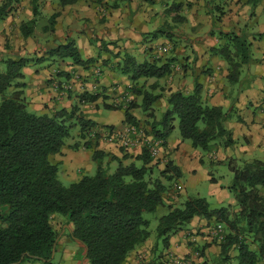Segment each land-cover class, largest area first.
<instances>
[{"label":"trees","instance_id":"16d2710c","mask_svg":"<svg viewBox=\"0 0 264 264\" xmlns=\"http://www.w3.org/2000/svg\"><path fill=\"white\" fill-rule=\"evenodd\" d=\"M21 1L1 3L0 20ZM251 1L259 4L262 0ZM58 2L65 7L77 0ZM181 7L177 5L173 9L179 11ZM33 13L38 15L36 4ZM57 17L58 13L51 16L45 31H54ZM176 19L183 20L181 16ZM36 25V19L21 23V33L26 38L32 36ZM154 33L157 37L167 36L170 42L174 37L162 30ZM263 35L259 34L260 38ZM220 37L224 42L211 53L228 64V81L245 88L241 78L245 66L255 61L253 43L245 34L233 31H221ZM50 54L63 60L70 59L77 65L86 63L72 41L52 49ZM113 56L119 59L117 68L131 82V93L135 98L127 109L108 104L105 108L123 110L124 123L138 127L139 122L132 111L142 109L153 118L150 137L161 141L162 145H166L174 131L176 119L182 139L191 141L195 148L208 154L220 145L234 144L231 132L224 125L227 112L221 106L205 104L199 84L190 93L170 90L169 108L162 120L156 119L153 105L164 96L146 90L141 82L170 77L175 71V58L139 62L125 52ZM91 62L88 60L87 64ZM31 63H38V60L29 57L8 59L4 61V71L0 72V264H56L53 249L56 253L59 233L52 224L56 214L66 218L72 227L71 238L82 246L81 259L85 258L88 264H132L129 256L144 248L152 236L151 221L144 217L145 214H154L161 207L169 209L167 214L159 217L156 228L163 249L168 248L171 237L185 230L195 218H202L216 220L224 226L221 253L235 249L240 264L264 262V161L245 162L241 167L233 160L229 161L233 179L227 189L236 198L235 206L211 210L205 198L189 199L183 207L169 205L167 190L171 189L174 177L180 176L172 162L161 172L163 180L161 176L153 175L155 165L151 167L153 159L146 149L136 158L142 163L141 167L136 164L125 166L122 159L99 149V135L86 141L88 131L98 124L85 119L77 105L50 115L29 109L24 94L26 85L22 80L24 67ZM186 68L185 64L183 69ZM58 75L69 76L64 72ZM157 85L158 82L153 89ZM78 98L80 104L94 103L100 95L89 92ZM137 98H142L140 104L136 102ZM74 127L79 128L80 141H85L69 148L79 150L83 146L92 150L97 169L95 174H82L77 182L65 186L60 180L61 164L54 163L51 157L60 155L68 147L67 139L72 136ZM106 158L118 162L114 172L104 165ZM127 158L129 155L126 154L124 159ZM172 172L173 176L167 175ZM162 254L155 255L156 261L161 260L159 264L165 263Z\"/></svg>","mask_w":264,"mask_h":264},{"label":"crops","instance_id":"0c3cea01","mask_svg":"<svg viewBox=\"0 0 264 264\" xmlns=\"http://www.w3.org/2000/svg\"><path fill=\"white\" fill-rule=\"evenodd\" d=\"M4 1L0 0V7ZM180 1L181 4L184 3L183 0ZM188 1H193L195 5L192 11L188 8L187 16L179 15L183 19L180 22L187 26V32L180 38L188 37L189 39L185 40L187 43L189 42L188 47H191L194 51V57L189 58V56H186L185 58L188 59L186 69L192 68V70L188 74L181 68L182 76H177V72L174 71L170 76L171 80H167L169 87L172 92L184 91L190 93L194 90L195 85L199 84L202 88L203 102L209 106H221L227 112L228 118L224 125L231 132L234 144L230 146L220 145L214 151V154H209L208 158L213 166L231 160L240 166L253 160L264 161V72L260 73V75L259 73H254L253 75H258L261 78L255 79L251 86L240 93L238 97H233V92L227 81L228 64L219 56L211 53L213 48L224 42L218 33L219 28L216 26V21L213 17L215 9L209 4L213 0H202V2L199 0ZM239 1L237 0L231 5L229 3L226 6L222 5L225 7L224 10L226 12L222 18L217 20L220 29L225 32L233 31L242 35L244 34L241 33L243 31L242 27H246L247 23H249L248 32L245 33L247 36L263 34L264 0L258 4L254 11H250L247 5L244 6ZM197 5L198 8H196ZM58 8L60 10L57 12L58 17L56 18L53 35L59 41L58 45L51 49L58 48L72 41L78 49L82 61L86 63L77 65L73 61L59 58L56 61L61 63L58 68L62 70L61 72L69 74L68 78L57 74L56 80L63 83L60 88L56 86L54 81H51L52 78L55 79V74H53L54 66L45 69L42 67L44 63H31L25 66L22 83L26 85L24 94L29 109L37 114L50 115L60 109L70 110L77 105L85 119L95 121L99 128H102V126H112L114 128L123 126L125 124L123 110H107L105 104L111 105L108 99L109 96L117 98L116 101H120L122 93L127 87H131V82L125 76L117 77L118 75L111 72L106 63L103 64L101 62L99 64L97 62L99 61L98 59H91L92 62L90 64H87V62L88 58L99 56L100 60H106L108 57H104V53H110V55L121 53L119 46L122 45L124 46L122 50L126 49L125 53L134 56L137 47L135 42L141 41L140 33L136 32V28L137 30L143 28L139 27L140 25H132L130 28L126 27V24L123 26L124 23L120 19L123 14L120 13L119 15L115 12L112 15L110 12L113 10L98 14L100 10L98 3L91 0H77L75 4L65 7H61L59 4ZM197 9H200L198 13H196ZM115 10L117 11L118 8ZM19 16L21 15L15 14L13 10L3 20H0V65L6 53L18 59L20 57L16 56V53L22 56L25 51L34 50V47L42 49V45H35L33 40L35 36H38L37 30L34 31L32 36L27 38L21 33V23L23 21L26 22L27 19ZM103 16H107V18L103 19ZM118 16L119 18H116ZM113 17L116 18V21ZM176 18L175 20H177ZM28 20H32V17L29 16ZM88 25L90 28H88ZM146 29L151 31L150 29H153V27L146 26ZM147 30L143 29L142 32L145 33ZM67 31H69L68 35H65L64 33ZM251 31L254 33L248 34ZM122 38L127 39L125 44L119 42ZM9 39L14 40L11 42L14 47H10V50L5 47L6 40ZM107 40H110V42L105 43ZM261 46L263 52L262 60L258 61L264 62V45L261 44ZM138 47L143 48L144 45L138 44ZM184 48L185 51L187 47ZM143 51L146 52V50ZM182 51L183 48L178 53ZM180 61L182 62V60ZM98 69L103 70V73L100 72L98 74ZM2 70L4 71V69ZM151 81L153 83L162 82V80L156 79ZM89 92L99 94L100 98L94 103L80 104L79 95ZM130 94L133 95L131 92ZM167 97L165 96V99L163 97L156 101L154 110L158 106H163L165 107L163 113H165L169 108ZM138 104L140 103L138 102ZM105 112L111 114L110 119H104ZM154 115L156 117L157 114L155 113ZM114 116H117V118L112 119ZM134 116L136 117L135 114ZM136 119L139 120L137 117ZM99 149L122 159L125 166L131 164L139 166L138 164L141 163L136 158L141 155L142 150H127L113 143H100ZM201 151L200 148H195L192 142L188 140L172 138V133L168 137L166 145H162L161 160L158 162L157 168L163 172L167 164L172 162V165L178 168L180 172V176H175L173 179V193L169 196L181 203L183 198L189 195L190 187L195 189L200 182L207 179L212 196L221 203L228 201L229 206H235V199H233L230 192L221 185L220 180H216L213 174L205 169L208 164ZM78 152L77 155L72 156V152L69 153V149L66 147L60 155L51 157L54 163L61 164V176L63 171H69L70 177L65 179L73 183L80 179L73 173L74 170L80 169L90 172L96 166L92 150L80 149ZM126 154L129 155V158L124 159ZM64 155H67L66 158L63 157ZM71 156L76 158L74 162L72 161L74 158ZM153 165L154 161L151 167ZM167 175L173 176V172ZM160 176L163 180L161 174ZM182 178L186 179L185 183L182 182ZM175 187H179L178 191H175ZM220 225L216 220L195 218L185 230L171 237L168 248L162 251L164 257L162 262L164 261V264H177L176 260L180 259L184 261V264H240L235 249H230L225 254L221 253L220 243L212 235L215 226ZM146 248L147 246L145 245L144 248L134 252L135 255L132 256V253L128 258L129 262L132 264H149L155 261L154 264H159V261L161 263V260L157 259L156 261L154 254H146ZM144 252L145 254H142Z\"/></svg>","mask_w":264,"mask_h":264},{"label":"rangeland","instance_id":"374dc122","mask_svg":"<svg viewBox=\"0 0 264 264\" xmlns=\"http://www.w3.org/2000/svg\"><path fill=\"white\" fill-rule=\"evenodd\" d=\"M94 2L98 3V7H99V12L100 13H107L110 12L112 13V15H114V13H118L120 15V13H122V17L120 18L121 21H123V26L130 28V26L132 25H140L139 27L146 29V26H150L153 27V29H150L151 31H144L145 33L142 32L143 29L141 30H137L136 28V32L140 33V37H141V41L140 42H135L136 43V49H135V53L134 56L135 58L139 61V62H145V61H153V59H161L164 61H168L171 58H175V62L176 64L174 65V69L177 72V76H182V72H181V68L183 69V66L185 64L188 63V59H185L186 56L190 57H194V51L191 47L189 46V42L187 43L185 39H189L188 37H183V34H185L186 31V25H183L182 22H180V20H175L176 17H178L179 15L181 16H187L188 11H192V9L194 8V3L193 1H188V0H183L184 3L181 4L180 0H91ZM200 2H202V0H199ZM237 0H227V1H218V0H213L211 1L210 6H212L215 9V15L214 20L216 21V26H218L219 31L218 33L220 34L222 29H220L217 20H219V18L223 17V14H225V10L222 5L226 6L228 5V3L231 5L233 3H235ZM23 3V4H22ZM22 3L20 5H16L14 8V12L15 14H19L21 16L19 17H23L25 19L28 20V17H32V19H36L37 21V25L35 26L34 31L37 30L38 32V36H35L33 38L35 45H42V49H40L39 47L35 48L34 50H27L23 53V55L21 56V54L16 53V56L19 57H29L32 58L34 60H38V63H44V65L42 66L43 69L47 68V67H52L54 66L53 70V74H55V79L52 78L51 81H54L56 83V86L58 88L63 86V83L58 82V80H56V76H58L57 74H59V72H61L62 70H60V68H58L59 65H61L60 62H56L57 60H59V58H56L55 56H51L50 51L52 50L51 48L54 47L55 45H58V39H56L53 35L54 31H45L44 27L45 25L48 23V27L50 24V19L51 16L54 14H57V12L60 10V8H58L59 6V2L58 0H23ZM239 3H241L242 5L244 4L248 6V8L250 9V11H254L257 7L258 4L252 2L251 0H240ZM262 3V2H260ZM259 3V4H260ZM35 4L38 6V15L35 16L33 13V9L35 7ZM118 4V5H117ZM117 5V7H115ZM177 5H181V9L179 11L174 10L173 8ZM208 5V4H207ZM209 6V5H208ZM90 7V6H89ZM218 7H220L219 11H218ZM118 8V10L116 11L115 9ZM189 8V10H188ZM196 8H198V5L196 6ZM200 11V9H197L196 13H198ZM12 12V11H11ZM10 13V12H9ZM237 14V13H236ZM107 16H103V19H106ZM116 18H119L116 17ZM116 18L113 17V19L116 21ZM24 20V19H23ZM88 20H90V18H88ZM22 22V21H21ZM24 22V21H23ZM153 23V24H151ZM249 23H247L246 27H242L243 31L241 33H247L248 32V28H249ZM88 28H90V26L88 25ZM155 28V29H154ZM139 29V28H138ZM157 30H162L165 32V34L170 33L171 35H173L174 37L172 38L171 42L167 39V36H155V33ZM47 32V33H46ZM69 33V31H67L66 33H64L65 35ZM71 33V32H70ZM254 32L251 31V33L248 34H253ZM239 34V33H236ZM68 35V34H67ZM240 35V34H239ZM246 37L248 38V40L250 42H253V47H252V57L255 59V61L250 65V66H245V73H243L242 78L243 81L242 83H245V88H242V84H232L231 81L229 82L228 80V84L230 85V89L233 92V97H238L240 93H242L243 91H245L247 88H249V86H251V84L254 82L255 79H259L261 78L258 75H253L254 73H263L264 72V62L261 61L259 62L258 60H262V46L261 44L264 45V35L260 36L259 35H249L247 36V34H245ZM252 40V41H251ZM13 39H9L6 40V44L5 47L6 49L10 50V47L13 48L14 45ZM188 41V40H187ZM110 40H107L105 43H109ZM119 42L125 44L127 42L126 38H122L119 40ZM12 44V45H11ZM138 44H142V46L144 45L143 48L138 47ZM45 45H49V46H45ZM104 45V43H103ZM109 45H115V44H109ZM49 47V48H47ZM122 46H119V48L121 49V53L125 52L126 49L122 50ZM184 47H187L186 50L184 51ZM183 51L181 53H178V51L180 52V50ZM21 50V48H20ZM143 50H146V52H144ZM20 52V51H19ZM119 53V52H118ZM5 58L3 59V61L1 62V69H5V64L4 61L8 60V59H14L16 60L17 58L13 57L11 54H5L4 55ZM104 57H108L106 58V60H100V56L99 57H90L88 58V60H94V59H98L99 61H97L99 64L102 62L103 64L106 63L107 67H109L110 71L113 72L114 74L118 75L117 77H122L123 75L121 74V72L118 70L117 68V63L119 62L118 58H115L113 56V54L110 55L107 53L103 54ZM67 61H72L70 59H66ZM182 60V62L180 61ZM94 62V61H93ZM63 66V65H62ZM187 66V65H186ZM189 66V65H188ZM64 67V66H63ZM0 69V72H1ZM192 70V68H188V69H184V71L186 73H190V71ZM3 71V70H2ZM259 71V72H258ZM100 72L103 73V70L98 69L97 73L99 74ZM126 77V76H125ZM154 79H149V81L147 82H141V84H144L146 86V90H151L152 92L159 94L162 93L165 99V96H168L170 93L169 91L171 90V88L169 87V83L167 80H171V77L168 78H164L161 79L162 82L158 83L157 88L153 89V86L156 85V83H153ZM131 92V87L128 88L122 93L121 97H120V101H116L117 98H113L111 96H109V102L111 103V105L113 106H117V107H121L123 109H127L128 106H130L131 102L134 100V95L130 94ZM231 92V93H232ZM134 97V98H133ZM114 99V100H113ZM141 103L142 98H137L136 102ZM137 102V103H138ZM155 104V103H154ZM122 105V106H121ZM153 108L154 105H153ZM165 107L163 106H158L155 110H154V114L156 113V119L157 120H162L164 113ZM133 115L135 114L137 118H139L138 122V126L143 128L148 136H152L151 135V128H150V124L153 120V118H150L148 114L144 113L142 111V109H136L132 111ZM118 116V115H117ZM117 116L112 117V119H116ZM111 118V114H109L108 112H105V116L104 119H110ZM174 131L172 132V138H180L182 139L181 136V132H180V128L178 127V120L176 119L174 122ZM124 126H126V123L123 126H119L118 128H113V129H108L104 126H102V128L96 127L93 128L92 130L88 131V139H86V141L90 140V139H95L96 135H99V143H113L115 145H117L118 147H121V144L118 142H112V141H108L106 142L104 139H107V135L111 132H113L115 129L117 130H122L124 128ZM79 128L78 127H74L71 131L72 136L70 138L67 139V145H68V149H69V153L72 152V156L73 155H77V153H79L78 151L81 149H86L85 147H81L79 150H72L71 148H69L71 145H74L75 143L79 142ZM105 136V137H104ZM184 140V139H182ZM85 140L80 141L82 144L84 143ZM189 141V140H188ZM191 142V141H189ZM122 148V147H121ZM134 150H139V149H134ZM202 150V149H201ZM90 151V150H88ZM202 154L204 155L205 161L207 162V164L205 166V169L208 172H211L213 174V177L216 180H220L221 181V185L225 187L226 190H228V186L231 184L232 179H233V173L230 169V163L229 161H227L226 163H218L217 165L213 166L211 164V160L208 158L209 154L206 153L205 151H201ZM214 154V151L211 152V155ZM67 155H64L63 157L66 158ZM71 156V157H72ZM74 158V157H72ZM76 158L72 159V161L74 162ZM161 159H153L154 161V172L153 175L156 176H160L161 174V169L157 168V164L158 162H160ZM56 162V160H55ZM124 162V161H123ZM237 167H241L240 165H238L237 163H234ZM104 165L109 168V170L111 172H114L116 170V168L118 167V162L117 161H113L111 158H106ZM141 167V163L138 164ZM128 166V165H126ZM97 167L95 166V168L93 169V171H88V170H74L73 173L76 174L79 178L81 177L82 174H89V175H93L96 172ZM202 175H204L203 173H201ZM185 176V175H184ZM66 177H70L69 171L65 170L62 172V176L60 174V180L63 182V184L65 186H69L70 184H72L73 182L71 181H67L65 178ZM182 182L185 183L186 179L182 178ZM172 186H173V182H172ZM175 186V185H174ZM176 188V187H175ZM191 190H189V195L185 196L183 198V201H176L173 197L169 196L172 192V187L171 189L167 190V194H166V201L167 203L170 205H174L177 207H183V205L189 200V199H193V198H205L208 200L211 209L212 210H220V208L223 207H229L228 201H225L224 203H221L220 201H218L214 196L211 195L210 190H209V183L206 180L200 182L195 189H193V187H190ZM174 189V188H173ZM175 190V189H174ZM230 192V194L233 196V199H235L236 202V198L234 196V194L228 190ZM176 194V193H175ZM169 197V199H168ZM169 211V209L167 207H161L157 212H155L154 214H145V218L149 221H151V228L150 231L152 233L151 239L146 243V254H158L161 253L163 251V244L162 241L159 240L156 236V228L159 222V217H161L164 214H167ZM206 220V219H205ZM52 224L55 228V230L59 233L58 236V240H57V252L55 253V260L54 262L56 264H88L85 261V258L81 259V255L83 253H81L82 246L75 241L73 238H71L70 235V231H71V226L67 223L66 218H64L62 215L56 214L53 217L52 220ZM222 227H224L222 225ZM215 228H217V226H215ZM214 228V229H215ZM82 249V250H81ZM142 254H145L142 253ZM135 255V253L132 254V256ZM217 264V263H216Z\"/></svg>","mask_w":264,"mask_h":264},{"label":"built area","instance_id":"2783aa9c","mask_svg":"<svg viewBox=\"0 0 264 264\" xmlns=\"http://www.w3.org/2000/svg\"><path fill=\"white\" fill-rule=\"evenodd\" d=\"M105 137V136H104ZM107 139L104 140L106 142H118L121 144L122 148L127 150L131 149H139L143 150L146 149L152 159H160V152L162 150V142L155 140V138L150 137L147 135L146 131L141 127H136L130 124H126L122 130L115 129L113 132L109 133ZM179 189V187H176ZM212 235L216 241L221 243L224 239V231L222 225L218 226L212 231ZM177 264H184L183 260L177 259ZM261 264H264L261 263Z\"/></svg>","mask_w":264,"mask_h":264},{"label":"water","instance_id":"95a60500","mask_svg":"<svg viewBox=\"0 0 264 264\" xmlns=\"http://www.w3.org/2000/svg\"><path fill=\"white\" fill-rule=\"evenodd\" d=\"M54 255H55V248L53 249V257H54Z\"/></svg>","mask_w":264,"mask_h":264}]
</instances>
